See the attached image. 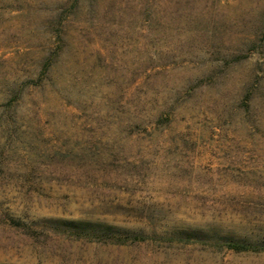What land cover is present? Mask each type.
I'll return each mask as SVG.
<instances>
[{
  "label": "rangeland",
  "instance_id": "rangeland-1",
  "mask_svg": "<svg viewBox=\"0 0 264 264\" xmlns=\"http://www.w3.org/2000/svg\"><path fill=\"white\" fill-rule=\"evenodd\" d=\"M226 241L264 246V0H0V264H264Z\"/></svg>",
  "mask_w": 264,
  "mask_h": 264
},
{
  "label": "trees",
  "instance_id": "trees-1",
  "mask_svg": "<svg viewBox=\"0 0 264 264\" xmlns=\"http://www.w3.org/2000/svg\"><path fill=\"white\" fill-rule=\"evenodd\" d=\"M90 238H95L94 235H90ZM100 238V236H99ZM223 245L232 251L235 252H246V251H252V252H260L264 251V246H257V245H252V244H245L242 242H237V241H226L223 243Z\"/></svg>",
  "mask_w": 264,
  "mask_h": 264
}]
</instances>
